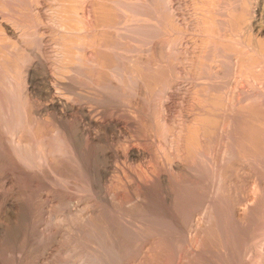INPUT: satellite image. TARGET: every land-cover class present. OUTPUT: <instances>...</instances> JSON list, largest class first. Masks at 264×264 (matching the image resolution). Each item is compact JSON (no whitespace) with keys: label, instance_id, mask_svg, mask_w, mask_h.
<instances>
[{"label":"rangeland","instance_id":"obj_1","mask_svg":"<svg viewBox=\"0 0 264 264\" xmlns=\"http://www.w3.org/2000/svg\"><path fill=\"white\" fill-rule=\"evenodd\" d=\"M163 1L0 0V264H141L139 263L142 260L141 257L144 254H148V252L149 256L157 253L166 255V257L169 255L168 259L165 260L167 263L164 264H175L173 263L175 262L174 259L170 260L175 258L174 255L177 256L175 259L177 262L179 253L182 258L189 254L186 258V264H188L191 252L198 249L207 250L206 252L219 255V257L222 255L220 258L214 256L219 263L213 260L215 263L210 261L211 263L209 264H264V108H261L264 101L263 103L260 102L264 99L251 94L250 96L253 95L252 100H255L254 105V102H250L251 97L248 95L252 91L246 95L248 99L250 98L249 100L245 96L246 100L243 95L241 96L243 87L244 92H249L252 88L248 86V80L246 79H248L249 75L245 73L248 70L250 73V70L254 69L252 65L256 67L252 71H255L256 74V70L259 69L260 71L258 70L257 73H260L255 77V74L251 73L253 75L249 78L264 83V65H262L264 64L262 63L264 59L263 57L261 59L258 58L260 56L252 58L244 54L241 55V51L235 52V55L233 54L232 56L234 58L232 62H239L235 64L240 67H245L246 65L244 64L247 62L245 69L247 70L248 65H250L248 70L245 71L244 67L233 66L232 63L233 67L230 63L231 67L227 65L225 67L224 65L221 66L217 61L215 64L213 62L214 67L212 69H214V72L219 70L220 72L228 71L229 68L227 67H230L231 69L233 68L235 77L230 78L229 76V81L227 80L228 78L224 79L227 82L225 84H223L225 82L223 80V83L220 82L217 85L215 83V85L209 83L205 85L208 80V82H211L212 77L210 76L213 75L210 71H206V65H210L207 59L198 57V52L201 50L205 51L209 44L202 43L201 39L204 33L202 34V31L196 27L195 22H197V19H206L208 7H205V10L204 5L199 0L197 4H195L197 0H169L170 3L168 0ZM222 1L223 3H231L232 9H238L240 7L239 3H241L240 5L243 8L241 2L243 0H237V2L235 1L236 3L233 2L234 0ZM75 5H78V7ZM82 5L84 6L82 7ZM197 5L198 7L202 6V8L200 7L199 10L194 8ZM247 7L245 9L248 11L250 8ZM76 8H81V10L78 9V11ZM201 11H204V13L201 14ZM78 12H81V14H78ZM188 14L191 16L189 17ZM198 14L199 16H197ZM85 15L86 20L84 18ZM201 15H204V17ZM175 16L176 19H174ZM248 17L243 26L248 23ZM65 18H67V21ZM76 20L79 22L77 23ZM80 22H83L82 25H79ZM86 22H88V25ZM175 22H178L181 27ZM8 23L9 25L11 24L10 26L16 32L14 38L5 33L4 24L8 25ZM81 26L82 28H80ZM90 31L92 34H90ZM86 32H89V35ZM74 34L76 37H74ZM199 39L201 41H197ZM218 39H215L214 43H218ZM227 41H230V39L228 38ZM230 42L227 43L224 40L222 45L229 44L230 47L232 44ZM219 44L221 45V42ZM77 46L82 48L78 49ZM168 46L176 49L170 47L169 49ZM224 47L228 48V45ZM162 48H165V50H162ZM182 50L184 51L182 52ZM85 51L87 52L85 53ZM168 51L169 53H167ZM171 54H175L177 57ZM236 54L240 56H236ZM241 56H244V58L246 56L250 59L248 58L249 61L247 59L245 62V59L241 58ZM173 57L177 59L175 58L174 61ZM183 58L185 61H183ZM239 59L243 62L241 63ZM253 61L261 63L255 65V62L252 63ZM171 62L175 63L174 66ZM36 63L39 64L36 65L37 67L39 66L38 68L36 67V73L38 72L39 74H37L40 76L35 86L30 83L29 71L35 68ZM204 64L205 68L203 67ZM260 65L262 68H258ZM223 66L227 69H224ZM235 67L245 72L242 73V70L240 71L236 68V71L239 70L236 74ZM68 68L73 69L74 73L72 70V72L69 71ZM195 68H197V71ZM76 70L77 73H75ZM261 70L262 76L260 75ZM44 72H48L51 78L54 76L53 88L60 80L67 84L70 82L69 86L71 85L72 88H74L73 86L78 88H74L76 92L72 89V92H69L70 94H66L64 92L65 89L55 86L56 88L53 89V92L58 91V93L55 92L54 95L66 96L70 101L71 97L75 95L76 97L73 96L75 100L73 101L72 98V101L77 102L76 104L73 103L77 105L76 107L83 105L87 109H95L93 110L94 115L96 114V118H100L99 120H102L105 125L110 122L117 124L115 128L104 132L95 127L92 129V127L84 124L86 121L82 118V114L80 116L79 112H70L68 120H64V122L66 121L65 124L68 121L67 125L71 126V128H74L78 122L83 120V123L81 122L82 130L84 129L87 133L91 131L98 135L100 132L99 136L106 139V141L102 139V144L104 143L105 145L101 144L100 148L97 144H91L92 141L85 133L84 147L81 150L83 152L80 151L81 155L70 145L66 135H63L64 132L59 130L60 128L54 121L55 119H52L55 115L53 112H51L52 114L47 112L48 116L45 113L37 114L36 109L39 111L51 101L50 97H45L41 93L44 90L42 83H39V79ZM202 72L209 73V77ZM244 74L248 75L246 79L241 78ZM236 75L240 76L242 80ZM203 76L206 82H202ZM261 77L263 78L261 79ZM195 81H201L203 84L201 82L197 84ZM212 81L215 82L214 79ZM238 81L240 84L237 83ZM243 81L244 84H242ZM255 83H257L255 86H259V88L263 84L260 83L261 85H258L257 81ZM220 84L224 88L227 85L225 88L226 92L237 88V94L241 89L239 94L243 98H239L243 101H248L249 104L241 101L243 105L248 107L242 110H231L229 111L230 113L197 108V102L201 101L200 103L203 102L202 104L206 105L207 102L215 100L212 91L215 86L218 87ZM194 85L199 88L197 89ZM213 85L214 88H212ZM208 87L211 89L207 92ZM34 88L35 92L33 93ZM73 91L77 94H71ZM210 91L211 93H209ZM208 93L209 95H207ZM239 94L236 95L237 98L235 100H238ZM70 95L72 96L70 97ZM77 96L83 98L79 99ZM46 98H49L48 101ZM200 110H203V112ZM231 112L233 113L231 114ZM42 119L49 122L46 123ZM227 131L228 133H226ZM229 132L230 135H228ZM240 135L246 139L244 140ZM226 136L229 137L227 138ZM177 137L180 139L178 140ZM230 139H234L233 142ZM202 140L205 142L203 143ZM86 141L91 142L87 143ZM200 145L204 146H201V148ZM128 148L129 150L134 148L142 153L146 152L142 154L145 156L134 160L129 157ZM24 149L26 151L29 149L31 153L26 152ZM117 150H120V152L117 153ZM226 150L228 151L226 152ZM105 152L107 155L104 159H109V163L103 160L102 155ZM197 152L201 154L199 153L198 155ZM116 154H118V157ZM196 154L199 157H203V160L198 158ZM226 154H228V157ZM199 159L203 162H206L207 159L206 163L208 164L203 163ZM177 161L181 163L184 161L185 164H183L187 166L188 172L176 173L177 171L172 169V164ZM222 161L223 166L221 167ZM106 162L109 166V174L105 176L106 178L104 179L106 180H103L104 183L102 182L103 195H105L102 198V195L97 193L98 189L94 186V181L98 178L94 180L93 173L98 168H103ZM192 162L194 164L197 163L196 165L189 164ZM198 163H203L202 167L204 164L206 166L209 165V167L204 165V168H201L203 170L205 168L209 170L211 167L210 171H205L206 173L202 170L199 171L200 175L194 174L195 177H202L199 178L202 181L195 179L194 175H189V173H193L190 171V167L192 165L197 167ZM210 163H214L213 166ZM198 166H201V164ZM114 168L115 170H112ZM201 169L199 167L198 170ZM115 171L116 173H113ZM160 171L163 173L161 174ZM168 173L169 175H167ZM186 173L189 176H185L187 175ZM24 174H27V176ZM163 174L169 176L167 179H170H168L170 182L167 180L166 185H163L164 188L161 186L160 179H158L160 186L156 184L158 180L155 177ZM177 174L178 177L176 176ZM182 174L185 178L182 177ZM113 175L115 176L113 177ZM175 178H182L183 180L178 181H184L186 186L182 182L179 184ZM187 178L191 179L188 180ZM171 179H173V182ZM174 181L176 182L175 185ZM191 184L194 185L192 186ZM178 185L183 188L177 187ZM185 189L187 193H185ZM181 191H184L183 195ZM144 195H147V197ZM8 199L16 202V207L13 209L14 214L12 213V215L10 212V214L8 213L9 216L2 209L4 208L2 204H5ZM171 201L173 202L171 203ZM252 205L254 207H252L253 212L250 207ZM179 206L184 207L180 208ZM132 207H135V210ZM217 207L220 208L218 209ZM247 208L250 209L251 215L248 213ZM14 210L16 211L14 212ZM4 214L5 217L3 216ZM84 219H86L85 221L93 219L95 222L92 221V223L85 224ZM201 221L202 223L204 222L203 224L206 225V228L203 227L205 225ZM88 229L90 230L88 231ZM189 233L191 234L189 235ZM199 233L203 236H198ZM183 234L184 236H181ZM190 236L192 237L190 238ZM194 236L196 239H193L195 238ZM232 236L233 245L230 250L228 245H224L226 243L224 238ZM205 238H208L207 241ZM197 239L199 240L196 241ZM222 240L224 244H222ZM152 250L154 252L151 253ZM184 253L185 255H183ZM111 254L112 257H109ZM115 254H118L117 259L123 256L125 259L123 257L120 259L122 260L123 258L125 262H121L119 259V262H117L114 258L116 257L114 256ZM103 255L104 257H102ZM170 256L172 257L170 258ZM247 257H250L249 260ZM100 258L101 260H99ZM111 258L112 261L110 260ZM96 259L98 263L95 262ZM201 263L208 264L207 261L200 260L197 262V264ZM181 264H185V258Z\"/></svg>","mask_w":264,"mask_h":264},{"label":"bare ground","instance_id":"obj_2","mask_svg":"<svg viewBox=\"0 0 264 264\" xmlns=\"http://www.w3.org/2000/svg\"><path fill=\"white\" fill-rule=\"evenodd\" d=\"M78 1V0H77ZM80 1V0H79ZM163 1V0H162ZM167 1V0H166ZM199 1H201V4L202 5H204V8L205 7H208V10H206V8H205V10L207 11V14H206V11H205V14L207 15V16H205V20H201V19H197V22H195V25H196V27L200 30V31H202V34L204 35V36H202V43H206V45H208L207 47H206V49H205V51H200V52H198V57H204L205 59H207V61H208V63L210 64V65H206V67L208 68V70H207V68H206V71L207 72H209L210 71V73L213 75V76H210V77H212V79H211V82H206L205 80H204V76H203V81L202 82H206V84L205 85H208V83L209 84H219L220 82H222L224 79H226V78H228L227 80L229 81L230 80V78L231 77H235V74L233 75V68L231 69L230 67L232 66V64H233V66L234 65H236L237 63H239V62H235V63H233L232 61H233V54L235 53V52H238V51H241V55L242 54H244V55H247V56H250V57H252V58H255V57H258V56H260V57H258V58H262L263 57V59H264V0H243V1H241L242 2V6H243V8L241 7V3H239L238 5L241 7V9H232V7H231V3H229V2H224L223 3V1L222 0H199ZM230 1H233V0H230ZM237 2V0H234L233 2ZM239 1V0H238ZM164 3H165V1H163ZM168 2H169V0H168ZM193 2V1H192ZM196 3L195 4H197L198 3V0L197 1H195ZM235 2V3H236ZM104 3V2H103ZM167 3V2H166ZM170 3V2H169ZM77 4V3H76ZM83 4H84V2H83ZM106 4V3H105ZM104 4V5H105ZM200 4V5H201ZM252 4H254L253 5V7H252ZM88 5H90V4H88ZM165 5V4H164ZM199 5V4H198ZM198 5H197V7H194V8H197L198 10H199V8L201 7L202 8V6H199L198 7ZM65 6V5H64ZM67 6V5H66ZM76 7H78V5H75ZM84 5H82V7H83ZM165 6H167V5H165ZM195 6V5H194ZM249 7L250 9L247 11L245 8L246 7ZM111 7V6H110ZM180 7V6H179ZM184 7V6H183ZM236 7V6H235ZM247 7V8H248ZM72 8V7H71ZM166 8V7H165ZM174 8V7H173ZM181 8V7H180ZM252 8V9H251ZM74 9V8H73ZM77 9V8H76ZM79 9V8H78ZM77 9V10H78ZM86 9V8H85ZM170 9V8H169ZM79 10H81V8L79 9ZM78 10V11H79ZM168 10V9H167ZM171 10H173V9H171ZM74 11H75V9H74ZM113 11V10H112ZM193 11V10H192ZM195 11V10H194ZM204 11H201V14H203L204 13ZM71 12H72V10H71ZM83 12V11H82ZM173 12V11H172ZM175 12V11H174ZM196 12H197V10H196ZM198 12H200V11H198ZM73 13H75V12H73ZM81 14V12H78V14ZM84 13V12H83ZM104 13V12H103ZM110 13V12H109ZM70 14V13H69ZM194 14H197V13H194ZM200 14V13H199ZM199 14L197 15V16H199ZM63 15V14H62ZM65 15V14H64ZM71 15H73V14H71ZM75 15V14H74ZM73 15V16H74ZM95 15V14H94ZM173 15V14H172ZM171 15V16H172ZM67 16H69L68 14H67ZM77 16V15H76ZM83 16V15H82ZM109 16H111V15H109ZM188 16L190 17L191 15H189L188 14ZM194 16H196V15H194ZM193 16V17H194ZM196 16V17H197ZM202 16V15H201ZM200 16V17H201ZM222 16V17H221ZM247 16H249L248 17V23L245 25V26H243L244 24H245V22H246V18H247ZM70 17V16H69ZM78 17H79V15H78ZM88 17V16H87ZM181 17V16H180ZM195 17V18H196ZM199 17V18H200ZM202 17H204V15L202 16ZM68 18V17H67ZM67 18H65L66 19V21H67ZM76 18V17H75ZM80 18H81V15H80ZM85 20L87 19L86 18V15H85ZM107 18V17H106ZM73 19V18H72ZM79 19V18H78ZM83 19V18H82ZM88 19H90V18H88ZM174 19H176V16H175V18ZM188 19V18H187ZM74 20V19H73ZM178 20V19H177ZM65 21V20H64ZM63 21V22H64ZM72 21V20H71ZM77 21V20H76ZM181 21V20H180ZM179 21V23H181ZM191 21V20H190ZM189 21V22H190ZM193 21V20H192ZM73 22V21H72ZM79 21H77V23H78ZM188 22V23H189ZM83 23V22H82ZM82 23L80 22L79 23V25H82ZM176 23V22H175ZM187 23V24H188ZM193 23V22H192ZM86 24L88 25V22H86ZM97 24H98V22H97ZM176 24H178V22L176 23ZM11 25V24H10ZM9 25V23H8V25L7 24H4V29H5V33H8L9 34V36H13V38L15 37V35H16V32L14 31V29L11 27ZM65 25V24H64ZM179 25V24H178ZM186 25V24H185ZM191 25V24H190ZM66 26V25H65ZM180 26V25H179ZM79 27V26H78ZM84 27H88V26H84ZM103 27V26H102ZM181 27V26H180ZM241 27H242V29H241ZM80 28H82V26L80 27ZM174 28V27H173ZM190 28V27H189ZM65 29V28H64ZM70 29V28H69ZM84 29V28H83ZM83 29H81V30H83ZM163 29V28H162ZM215 29H216V31H215ZM71 30V29H70ZM81 30H78V31H81ZM85 30V29H84ZM167 30V29H166ZM172 30V29H171ZM174 30V29H173ZM177 30H178V28H177ZM189 30V29H188ZM185 31H186V29H185ZM191 31V30H190ZM67 32V31H66ZM65 32V33H66ZM82 32V31H81ZM80 32V33H81ZM91 32V31H90ZM98 32V31H97ZM182 32V31H181ZM189 32V31H188ZM199 32V31H198ZM221 32V33H220ZM70 33V32H69ZM77 33H79V32H77ZM89 33V32H88ZM87 32H86V34H88ZM192 33V32H191ZM195 33V32H194ZM223 33V34H222ZM90 34H92V32L90 33ZM168 34V33H167ZM171 34V33H170ZM196 34H198V33H196ZM199 34H201V33H199ZM18 35V34H17ZM71 35H73L72 33H71ZM76 35H78V34H76ZM89 35V34H88ZM165 35V34H164ZM5 36H7V35H5ZM70 36V35H69ZM87 36V35H86ZM173 36V35H172ZM215 36H217V38H219L218 39V43H214V41H215V39H217V38H215ZM219 36V37H218ZM10 37V38H11ZM19 37V36H18ZM71 37V36H70ZM74 37H76L75 36V34H74ZM88 37V36H87ZM86 37V38H87ZM91 37H92V35H91ZM179 37V36H178ZM186 37V36H185ZM89 39H90V37H88ZM87 38V39H88ZM174 38V37H173ZM191 38V37H190ZM223 38H224V40L228 43V42H230V43H232L231 45H230V47H229V44H226V45H228V48H226V47H224V46H226V45H222V42H224V40H223ZM229 38L230 39V41H227V39ZM16 39H17V37H16ZM75 39V38H74ZM77 39V38H76ZM88 39V40H89ZM164 39V38H163ZM177 39V38H176ZM181 39V38H180ZM193 39V38H192ZM191 39V40H192ZM195 39V38H194ZM80 40V39H79ZM79 40H78V42H79ZM83 40V39H82ZM200 39L199 40H197V41H201ZM71 41V40H70ZM85 41V40H84ZM176 41V40H175ZM178 41V40H177ZM77 42V43H78ZM82 42V41H81ZM185 42V41H184ZM192 42V41H191ZM219 42H221V45L219 44ZM80 43V42H79ZM86 43V42H85ZM161 43V42H160ZM168 43H169V41H168ZM163 44V43H162ZM172 44V43H171ZM174 44V43H173ZM172 44V45H173ZM180 44V43H179ZM186 44H187V42H186ZM198 44V43H197ZM223 44H225V43H223ZM77 45V44H76ZM80 45V44H79ZM78 45V46H79ZM82 45H84V44H82ZM88 45V44H87ZM168 45V44H167ZM175 45V44H174ZM77 46V47H78ZM160 46V45H159ZM189 46V45H188ZM197 46V45H196ZM223 46V47H222ZM70 47V46H69ZM76 47V46H75ZM74 47V48H75ZM81 47V46H80ZM80 47H78V49L80 48ZM164 47V46H163ZM174 48V47H171V46H168V48ZM179 47V46H178ZM184 47H186L185 45H184ZM82 48V47H81ZM101 48V47H100ZM169 48V49H170ZM208 48V49H207ZM89 49V48H88ZM156 49V48H155ZM174 49H176V48H174ZM187 49V48H186ZM191 49V48H190ZM200 49V48H199ZM162 50H165V48L163 49L162 48ZM193 50V49H192ZM78 51V50H77ZM76 51V52H77ZM82 51V50H81ZM158 51V50H157ZM166 51H167V49H166ZM184 50H182V52H183ZM198 51V50H197ZM232 51H234L233 53H231ZM87 51H85V53H86ZM89 52V51H88ZM163 52V51H162ZM172 52V51H171ZM170 52V53H171ZM175 52V51H174ZM177 52V51H176ZM187 52V51H186ZM242 52H244V53H242ZM246 52V53H245ZM69 53V52H68ZM79 53L81 54V52L79 51ZM155 53H157V52H155ZM167 53H169V51L167 52ZM229 53H231V54H229ZM240 53V52H239ZM78 54V53H77ZM159 54V53H158ZM175 54H177V53H175ZM175 54H171V55H175ZM182 54V53H181ZM184 54V53H183ZM66 55V54H65ZM79 55V54H78ZM161 55V54H160ZM164 55H166L165 53H164ZM235 55V54H234ZM71 56V55H70ZM70 56H68L69 58H70ZM90 56V55H89ZM167 56V55H166ZM176 56V55H175ZM185 56V55H184ZM236 56H240V55H237L236 54ZM94 57V56H93ZM168 57V56H167ZM177 57V56H176ZM175 57V58H176ZM192 57V56H191ZM197 57V58H198ZM244 58V56H241V58ZM88 58V57H87ZM174 58V57H173ZM172 58V59H173ZM175 58H174V61H175ZM239 58V57H238ZM249 57H246L245 56V62L247 61V59H248ZM71 59H72V57H71ZM76 59V58H75ZM85 59V58H84ZM170 59V58H169ZM168 59V60H169ZM177 59V58H176ZM192 59V58H191ZM250 59V58H249ZM249 59H248V61H249ZM257 59V58H256ZM263 59H262V61H263ZM79 61H80V59H79ZM78 61V62H79ZM96 61V60H95ZM173 61V62H174ZM181 61H182V59H181ZM183 61H185V59L183 58ZM199 61H200V59H199ZM203 61H204V59H203ZM207 61H205V63H207ZM218 62L219 64H221V66L222 65H224L225 67H226V65L227 66H230V67H227V68H229L228 69V71L226 70H224V71H221L220 72V70L219 71H215L214 72V69H212V67H214L213 66V62H214V64H215V62ZM236 61H238V59H236ZM239 61H241V59H239ZM251 61H252V59H251ZM258 61H259V59H258ZM77 62V61H76ZM81 62V61H80ZM159 62V61H158ZM164 62V61H163ZM169 62V61H168ZM243 61H241V63H242ZM255 62V63H254ZM40 63V62H39ZM86 63H88V62H86ZM172 63V62H171ZM183 63V62H182ZM181 63V64H182ZM187 63V62H186ZM198 63V62H197ZM229 63H230V65H229ZM232 63V64H231ZM250 63V62H249ZM248 63V64H249ZM252 63H254L255 65L257 64V65H259L260 63H258V62H256V61H253ZM262 63H264V62H262ZM83 64V63H82ZM166 64V63H165ZM173 64V63H172ZM175 64V63H174ZM174 64H173V66H174ZM180 64V65H181ZM36 65H39L38 63H36L35 64V68H33V69H31L29 72V75H30V83L32 84V85H35V83L38 81V78H39V76H38V74L36 73ZM74 65V64H73ZM90 65V64H89ZM161 65V64H160ZM243 65V64H242ZM244 65H246L245 67H247V62L244 64ZM262 65H264V64H262ZM76 66V65H75ZM78 66V65H77ZM79 66H80V64H79ZM167 66V65H166ZM178 66V65H177ZM183 66H184V64H183ZM193 66V65H192ZM196 66V65H195ZM220 66V65H219ZM223 66V68L224 69H227V68H225ZM232 66V67H233ZM236 66H238V65H236ZM249 66L250 65H248V68H249ZM39 67V66H38ZM37 67V68H38ZM44 67V66H43ZM65 67V66H64ZM176 67V66H175ZM198 67H199V65H198ZM201 67V66H200ZM203 67L205 68V64L203 65ZM238 67H240V66H238ZM238 67H235V72H236V74H237V72L240 70ZM242 68L244 67V66H241ZM240 67V68H241ZM245 67L243 68L245 71H247L248 70V68H247V70L245 69ZM252 67H254V69H256V67L254 66V65H252ZM252 67H251V69H252ZM204 68H202L203 70H205ZM236 68L237 69H239L238 71H236ZM258 68H262V66L260 65ZM29 69V68H28ZM42 69V68H41ZM40 69V70H41ZM66 69V68H65ZM69 69V68H68ZM78 69V68H77ZM89 69V68H88ZM166 69V68H165ZM177 69V68H176ZM181 69V68H180ZM197 68H195V70H196ZM216 69V68H215ZM220 69H221V67H220ZM254 69H252V70H254ZM39 70V69H38ZM73 71V69H69V71ZM161 70V69H160ZM200 70V69H199ZM223 70V69H222ZM242 70V69H241ZM240 70V71H241ZM252 70H250L251 72L249 73L248 71L247 72H245L246 74L248 73V75H249V77H251L253 74H251V73H254L255 74V71H252ZM259 70V69H258ZM258 70H256V74L254 75V77L256 76V75H258V73H260V72H258L257 73V71ZM42 71H44V70H42ZM66 71H67V69H66ZM71 71V72H72ZM79 71V70H78ZM183 71H184V69H183ZM197 71V70H196ZM260 71V70H259ZM79 72H81V71H79ZM78 72V73H79ZM187 72V71H186ZM192 72V71H191ZM207 72H204L205 73V76L207 75L208 77H209V73H207ZM243 72V70H242V73H244ZM42 73V72H41ZM69 73V72H68ZM73 73H74V71H73ZM72 73V74H73ZM75 73H77V70H76V72ZM163 73V72H162ZM201 73V72H200ZM199 73V74H200ZM203 73V72H202ZM203 73V74H204ZM242 73H240V74H242ZM264 73V72H263ZM64 74V73H63ZM71 74V73H70ZM186 74V73H185ZM188 74H191V73H188ZM251 74V75H250ZM74 75V74H73ZM72 75V77H74ZM193 75V74H192ZM248 75H243V76H245V77H241V78H245L246 79V77L248 76ZM261 76H262V70H261V74H260ZM64 76V75H63ZM76 76V75H75ZM179 76H181V75H179ZM186 76V75H185ZM199 76V75H198ZM227 76V77H226ZM229 76H230V78H229ZM54 77V76H53ZM51 78L50 77V75H48V72H44L42 75H41V77H40V79H39V83H42L41 85H43V92H41V93H43L44 94V96L46 97H50L51 98V101H50V103L48 104V105H45V107L44 108H42V109H40L39 111H37V109H36V112H37V114H42V113H47V112H53L55 115H54V117L52 118V119H55L54 121H56V123L58 124V127L60 128L59 130H62V132H64L63 133V135L65 134L66 135V137H67V139L69 140V143H70V145L74 148V150L75 151H77L78 153H81V152H83V151H81L82 150V148L84 147L83 146V144H84V139H85V133L89 136V138H90V140L92 141H90L91 142V144H97L99 147L101 146V144H102V139H103V137L101 138L99 135H100V132H99V135L98 134H95V133H92L91 131H89L88 133L87 132H85V130L83 129L82 130V128H81V122L83 121V120H81V122H78L77 124H76V126L74 127V128H71V126H68L67 125V123H68V121H67V123L65 124V122H64V120H68V116H69V114H70V112H79V114H80V116H81V114H82V118H84V120L86 121L84 124H86V125H88L89 127H92V129L95 127V128H98V129H101V130H103V132L105 131V130H109V129H113V128H115L116 126H117V124H113V122H110L109 124H107V125H105L104 124V122H102V120H99L100 118H96V114L94 115V111L93 110H95V109H91V108H85L83 105H81V107H79V105H78V107H76L77 105H74L73 103H75V102H73L75 99V95H73V96H75L74 98H73V96L72 95H70V97H71V101H72V98H73V101H72V103H71V101H70V99H68L66 96H63V95H60L59 94V96H58V94L57 95H54V93L56 92L55 90V92H53V89L54 88H56V87H61V89H65L64 90V92L67 94H70L69 92H72V89H74L75 88V86H73L74 88H72V86H71V88H70V86H69V83L67 84L66 82H63V81H59L55 86H54V88H53V80H54V78ZM79 77V76H78ZM178 77V76H177ZM200 77V76H199ZM198 77V78H199ZM214 77V78H213ZM225 77V78H224ZM236 77H239L240 78V76H237L236 75ZM248 77V79H246V80H248L247 81V83H248V86H250V88H251V90H249V92H247V91H243V89H244V87H243V89H242V93H241V96L243 95V97L245 96L246 97V99H248L247 97L248 96H246L248 93H250L251 91V93L250 94H248L249 95V97H251V99H250V102L252 101V103L255 101L254 99L252 100V96H250L251 94H255V95H257V97L258 98H263L264 99V83L262 84L261 82H259L258 80H254V79H251V78H249ZM253 77V78H254ZM260 77V76H259ZM264 77V76H263ZM263 77H261V79L263 78ZM77 78V77H76ZM166 78V77H165ZM175 78V77H174ZM182 78V77H181ZM194 78V77H193ZM219 80H217V79ZM240 78V79H241ZM62 79V78H61ZM63 79H65V78H63ZM180 79V78H179ZM188 79H190V78H188ZM207 79H210V78H207ZM206 79V80H207ZM214 79V81L215 80H217L218 81V83H217V81H215V82H213L212 80ZM220 79H222L221 81H220ZM239 79V80H240ZM258 79V78H257ZM66 80H68V78H66ZM182 80V79H181ZM193 80V79H192ZM191 80V81H192ZM200 80H202V78H200ZM237 80V79H236ZM236 80H235V83H236ZM242 80V79H241ZM244 80V79H243ZM260 80V79H259ZM76 81V80H75ZM184 81V80H183ZM185 81H186V79H185ZM190 81V82H191ZM225 82L223 83V84H225V83H227L226 82V80H224ZM257 81L258 82V85H263V87H262V85H261V87L259 88V86L258 87H256L255 86V84H257V83H255V82ZM264 81V80H263ZM56 82V81H55ZM77 82V81H76ZM180 82V81H179ZM197 81H195V83H196ZM198 82H201V81H198ZM197 82V84H200V83H198ZM201 82V83H202ZM38 83V82H37ZM175 83V82H174ZM194 83V82H193ZM238 84H240V82L238 81L237 82ZM247 83H246V85H247ZM261 83V84H260ZM72 84V83H71ZM190 84H192V83H190ZM203 84V83H202ZM201 84V85H202ZM214 84V85H215ZM230 84V83H229ZM242 84H244V81L242 82ZM178 85V84H177ZM200 85V86H201ZM214 85H213V87L212 88H214ZM235 85V84H234ZM233 85V86H234ZM237 85V84H236ZM36 86V85H35ZM195 86V85H194ZM197 86H199V85H197ZM204 86V85H203ZM230 86V85H229ZM228 86V87H229ZM239 86H242V85H239ZM32 87V86H31ZM196 87V86H195ZM205 87H207V86H205ZM205 87H204V89H205ZM209 87H211L210 85H209ZM208 87V88H209ZM226 87H227V85H226ZM225 87V88H226ZM231 87V86H230ZM236 87V86H235ZM246 88H249V87H247V86H245ZM77 88V87H76ZM75 88V89H76ZM173 88V87H172ZM197 89L199 88V87H196ZM225 88L224 87H222V85L220 84V85H218V87L217 86H215V89L212 91L213 92V97L215 98V100L214 101H212V102H207V104L206 105H204V104H202V103H200V102H197V108H202V109H205V108H207V109H210V110H220V111H224L223 113H225V112H229V111H231V110H233V111H235V110H237V109H246L248 106H245V105H243V103L241 102V101H243L241 98H243V97H241L240 96V91H241V89H240V91H239V93H237V94H239V96H238V100H235L237 97H236V89L237 88H233V90H229V92H226L225 91ZM240 88V87H239ZM38 89V88H37ZM74 89V91L76 92V90ZM78 89V88H77ZM195 89V88H194ZM211 88H209L208 90H207V92L210 90ZM228 89V88H227ZM32 90V89H31ZM62 90V91H63ZM200 90V89H199ZM257 91V92H255V91ZM68 91V92H67ZM73 91V93H71V94H77V93H75ZM215 91V92H214ZM228 91V90H227ZM33 93L35 92V88H34V91H32ZM63 92V93H64ZM177 92V91H176ZM38 93V92H37ZM56 93H58V91L56 92ZM60 93V92H59ZM62 93V94H63ZM197 93H198V91H197ZM204 93H206V92H204ZM209 93H211V91L209 92ZM209 93L207 94V95H209ZM193 94V93H192ZM65 95V94H64ZM202 95V94H201ZM203 95H205V94H203ZM81 96V95H80ZM80 96H77L78 98L80 97ZM82 96H84V95H82ZM193 96V95H192ZM200 96V95H199ZM206 96V95H205ZM205 96H203L204 98H205ZM86 97V96H85ZM84 97V98H85ZM207 97V96H206ZM239 97H241V98H239ZM245 97H244V99H245ZM81 98H83V97H81ZM81 98H79V99H81ZM93 98V97H92ZM201 98H202V96H201ZM207 98H209V97H207ZM254 98H255V96H254ZM47 99V98H46ZM49 99V98H48ZM48 99H47V101H48ZM77 99V98H76ZM241 99V100H240ZM245 99V100H246ZM248 99V100H249ZM43 100V99H42ZM95 100V99H94ZM209 100V99H208ZM262 100V99H261ZM190 101V100H189ZM192 101V100H191ZM196 101V100H195ZM206 101V100H205ZM260 101V100H259ZM263 101L264 100H262V101H260L261 103H263ZM46 102V101H45ZM82 102V101H81ZM194 102V101H193ZM243 102H247V103H245V104H249L248 103V101H243ZM257 102V101H256ZM77 103V102H76ZM75 103V104H76ZM184 104V103H183ZM193 104H195V103H193ZM192 104V105H193ZM91 105V104H90ZM254 105H255V102H254ZM33 106V105H32ZM43 106V105H42ZM83 106V107H82ZM38 107V106H37ZM194 107V106H193ZM250 107V106H249ZM254 107V106H253ZM95 108V107H94ZM261 108L263 109L264 108V104H262L261 105ZM169 109V108H168ZM193 109V108H192ZM163 110V109H162ZM253 110V109H252ZM105 111V110H104ZM201 111V110H200ZM59 112H60V115H59ZM100 112V111H99ZM192 112V111H191ZM201 112H203V110L201 111ZM205 112V111H204ZM95 113H96V111H95ZM230 113V112H229ZM233 112H231V114H232ZM235 113V112H234ZM257 113H259V112H257ZM52 114V113H51ZM99 115H100V113H98ZM207 114V113H206ZM222 114V113H221ZM253 114V113H252ZM32 115H34L33 113H32ZM47 115V114H46ZM166 115V114H165ZM241 115V114H240ZM25 116V115H24ZM48 116V115H47ZM51 116V115H50ZM199 116V115H198ZM224 116V115H223ZM237 116H239V115H237ZM35 117V116H34ZM52 117V116H51ZM50 117V118H51ZM168 117V116H167ZM228 117V116H227ZM235 117H236V115H235ZM243 117V116H242ZM241 117V118H242ZM245 117V116H244ZM247 117V116H246ZM43 118H45L44 116H43ZM49 118V119H50ZM102 118V117H101ZM106 118V117H105ZM192 118V117H191ZM194 118V117H193ZM213 118V117H212ZM234 118V117H233ZM239 118V117H238ZM237 118V119H238ZM35 119V118H34ZM38 119V118H37ZM81 119V118H80ZM103 119V118H102ZM167 119V118H166ZM236 119V118H235ZM240 119V118H239ZM42 120H44V119H42ZM104 120V119H103ZM231 120V119H230ZM233 120V119H232ZM41 121V120H40ZM45 121V120H44ZM79 121V120H78ZM259 121V120H258ZM46 122V121H45ZM44 122V123H45ZM47 122H49V121H47ZM46 122V123H47ZM107 122V121H106ZM117 122V121H116ZM187 122V121H186ZM204 122V121H203ZM228 122V121H227ZM239 122H241V121H239ZM76 123V122H75ZM83 123V122H82ZM115 123V122H114ZM184 123V122H183ZM190 123V122H189ZM226 123V122H225ZM235 123V122H234ZM119 124V123H118ZM186 124V123H185ZM230 124V123H229ZM23 125V124H22ZM25 125V124H24ZM49 125V124H48ZM164 125V124H163ZM194 125V124H193ZM196 125V124H195ZM202 125V124H201ZM239 125V124H238ZM238 125H237V127H238ZM245 125V124H244ZM186 126V125H185ZM224 126H226V125H224ZM228 126V125H227ZM234 126V125H233ZM43 127V126H42ZM56 127V126H55ZM54 127V128H55ZM192 127V126H191ZM232 127V126H231ZM226 128V127H225ZM250 128V127H249ZM117 129V128H116ZM191 129V128H190ZM251 129H253V128H251ZM256 129V128H255ZM200 130H201V128H200ZM228 130H229V128H228ZM232 130H233V128H232ZM84 131V132H83ZM95 131V130H94ZM183 131V130H182ZM181 131V132H182ZM230 131V130H229ZM54 132V131H53ZM108 132V131H107ZM180 132V131H179ZM245 132V131H244ZM190 133V132H189ZM201 133V132H200ZM226 133H228V131L226 132ZM105 134V133H104ZM177 135H179L178 133H176ZM181 134V133H180ZM184 134V133H183ZM192 134V133H191ZM202 134V133H201ZM232 134V133H231ZM256 134V133H255ZM17 135V134H16ZM228 135H230V132H229V134ZM22 136V135H21ZM101 136H103V135H101ZM185 136V135H184ZM201 136V135H200ZM232 136H233V134H232ZM241 136V135H240ZM15 137V136H14ZM24 137V136H23ZM105 137V136H104ZM181 137V136H180ZM182 137H183V135H182ZM227 137V136H226ZM229 137V136H228ZM227 137V138H228ZM242 137V136H241ZM250 137V136H249ZM13 138V137H12ZM19 138V137H18ZM18 138H16L17 140H18ZM27 138V137H26ZM173 138V137H172ZM178 138V137H177ZM243 138V137H242ZM31 139V138H30ZM58 139V138H57ZM86 139H88L87 137H86ZM105 139V138H104ZM103 139V140H104ZM180 138H178V140H179ZM182 139H184V138H182ZM200 139V138H199ZM206 139V138H205ZM244 139V138H243ZM246 139V138H245ZM244 139V140H245ZM21 140V139H20ZM28 140V139H27ZM26 140V141H27ZM59 140H60V138H59ZM61 140H62V138H61ZM89 140V139H88ZM130 140V139H129ZM232 142H233V140L232 139H230ZM249 140V139H248ZM105 141H106V139H105ZM127 141V140H126ZM169 141H171V140H169ZM199 141V140H198ZM227 141H228V139H227ZM230 141V142H231ZM253 141V140H252ZM17 142H19V141H17ZM87 142V141H86ZM89 142V141H88ZM87 142V143H88ZM89 142V143H90ZM130 142V141H129ZM202 142H203V140H202ZM205 142V141H204ZM203 142V143H204ZM231 142V143H232ZM14 143V142H13ZM28 143V142H27ZM124 143V142H123ZM131 143V142H130ZM174 143V142H173ZM199 143H200V141H199ZM263 143V142H262ZM24 144H26V143H24ZM23 144V146L24 147H26L25 145ZM21 145H22V143H21ZM29 145V144H28ZM28 145H27V147H28ZM68 145V144H67ZM96 145V146H97ZM102 145H105L104 143L102 144ZM131 145V144H130ZM173 145V144H172ZM230 145H232V144H230ZM14 146V145H13ZM17 146V145H16ZM15 146V147H16ZM127 146V145H126ZM203 147L204 145H200V147ZM18 147V146H17ZM20 147V146H19ZM72 147H71V149H72ZM90 147V146H89ZM133 147V146H132ZM183 147V146H182ZM191 147V146H190ZM201 147V148H202ZM232 147V146H231ZM230 147V148H231ZM234 147V146H233ZM30 148V147H29ZM101 148V147H100ZM99 148V149H100ZM103 148H105V147H103ZM177 148H178V145H177ZM247 148V147H246ZM245 148V149H246ZM98 149V148H97ZM193 150H194V148H192ZM251 149V148H250ZM20 150V149H19ZM25 151H26V149H24ZM63 150V149H62ZM101 150H104V149H101ZM128 150H129V148H128ZM21 151V150H20ZM27 151L28 152H30V150L29 149H27ZM26 151V152H27ZM73 151V150H72ZM81 151V152H80ZM183 151H185V150H183ZM182 151V152H183ZM195 151V150H194ZM228 150H226V152H227ZM235 151V150H234ZM252 151V150H251ZM33 152V151H32ZM118 152H120V150L118 151L117 150V153ZM220 152V151H219ZM248 152H250V151H248ZM23 153H24V151H23ZM31 153V152H30ZM103 153V152H102ZM122 153V152H121ZM146 153V152H145ZM145 153H142V152H140V151H138V150H136V149H134V148H132V149H130L129 150V157L130 158H132V159H140V157L141 156H145V155H142V154H145ZM179 153H181V152H179ZM196 153V152H195ZM198 153V152H197ZM200 153V152H199ZM199 153H198V155H199ZM224 153H225V151H224ZM229 153H230V151H229ZM235 153V152H234ZM29 154V153H28ZM126 154V153H125ZM201 154V153H200ZM217 154H219V153H217ZM80 155V154H79ZM78 155V156H79ZM81 155H82V153H81ZM104 155V156H103ZM102 155V157H103V160H106V159H104L105 157H106V152H105V154H103ZM114 155V154H113ZM183 155V154H182ZM197 155V154H196ZM197 155V156H198ZM223 155V154H222ZM227 155V157H228V154H226ZM226 155H224V156H226ZM234 155V154H233ZM251 155V154H250ZM77 156V155H76ZM101 156V155H100ZM116 156L118 157V154H116ZM178 156V155H177ZM180 156V155H179ZM184 156V155H183ZM231 156H232V154H231ZM26 157V156H25ZM123 157V156H122ZM128 157V158H129ZM169 157H172V156H169ZM176 157V156H175ZM182 157V156H181ZM217 157V156H216ZM253 157V156H252ZM116 158V157H115ZM120 158H121V156H120ZM129 158V159H130ZM144 158V157H143ZM143 158H141V160H143ZM198 158H200V159H202L203 160V157H199L198 156ZM26 159V158H25ZM173 159V158H172ZM199 159V160H200ZM230 159V158H229ZM109 159H107L106 161H108ZM174 160V159H173ZM175 160H176V158H175ZM202 160H200V161H202ZM205 160V159H204ZM181 161V160H180ZM188 161V160H187ZM200 161H198V162H200ZM216 161V160H215ZM136 162V161H135ZM191 162V161H190ZM203 162V161H202ZM206 162H207V159H206ZM205 161L203 162V163H205V164H208V163H206ZM210 162V161H209ZM247 162V161H246ZM30 163V162H29ZM83 163V162H82ZM108 163H109V161H108ZM107 162H106V164L104 165V167L102 168H98L96 171H95V173H93L94 174V180H95V178H98L97 180H95L94 181V186H95V188H97L98 189V191H97V193L98 194H101L102 195V198L103 197H105V195H103V186H102V184L104 183V181L106 180V179H104V178H106L105 176L107 175L108 176V168H109V166L107 165L108 164ZM183 163H184V161H183ZM183 163H181V162H179V161H177V162H175L174 164H172V169L174 170V171H177L176 173H184L185 171L186 172H188V168H187V166H185ZM197 163V162H196ZM196 163L194 164L193 162L192 163H189V164H194V165H196ZM203 163H198V165L199 164H201V166H198L197 165V167H198V169H199V167H200V169L201 168H204V165H203V167H202V164ZM217 163V162H216ZM115 164V163H114ZM159 164V163H158ZM210 164H212V163H210ZM214 164V163H213ZM213 164L211 165V166H213ZM220 164H221V162H220ZM28 165H31V164H28ZM113 165V164H112ZM170 165V164H169ZM194 165H192V167H193V169H192V167H190L189 169H190V171H192L193 173H189V175H194V174H199V171H202L203 169H201V170H198L197 169V167L196 166H194ZM216 165V164H215ZM214 165V166H215ZM243 165V164H242ZM114 166V165H113ZM164 166V165H163ZM208 167H209V165H207ZM206 165H205V167H207ZM221 167L223 166V161H222V165H220ZM219 166V167H220ZM168 167H170V166H168ZM195 167V168H194ZM250 167V166H249ZM116 168V167H115ZM115 168L114 169H112V170H115ZM158 168H159V166H158ZM161 168V167H160ZM218 168V167H217ZM253 168V167H252ZM118 169V168H117ZM126 169V168H125ZM162 169V168H161ZM170 169H171V167H170ZM210 169H211V167H210ZM210 169L208 170V168L206 169L205 168V170H203V172H205L206 170H208V171H210ZM242 169H243V167H242ZM250 169V168H249ZM25 170V169H24ZM128 170V169H127ZM164 170V169H163ZM173 170H172V172H173ZM216 170V169H215ZM222 170V169H221ZM221 170H220V172H221ZM223 171V170H222ZM26 172V171H25ZM129 172V171H128ZM167 172V171H166ZM215 172V171H214ZM246 172V171H245ZM28 173V172H27ZM111 173V172H110ZM113 173H116V171L115 172H113ZM123 173V172H122ZM157 173H158V171H157ZM160 173H161V171H160ZM163 173V172H162ZM161 173V174H162ZM206 173V172H205ZM207 173H209V172H207ZM178 174L176 175L177 177H178ZM187 174V173H186ZM204 174V173H203ZM203 174H201V175H203ZM216 174V173H215ZM20 175V174H19ZM25 175V174H24ZM160 175V174H159ZM167 175H169V173L167 174ZM188 174L187 175H185V176H189ZM196 175V176H197ZM200 175V174H199ZM206 175V174H205ZM22 176V175H21ZM25 176H27V174L25 175ZM29 176V175H28ZM115 175H113V177H114ZM219 176H221V175H219ZM156 177V179L158 180V179H160V182L162 183V188H164L163 187V185L165 184V183H167L169 180L167 179V177H169V176H166V175H161V176H159V177H157V176H155ZM161 177V178H160ZM174 177H175V175H174ZM181 177V176H180ZM182 177L183 178H185L184 177V175L182 174ZM193 177H195V175L193 176ZM203 177H205V176H203ZM108 178V177H107ZM197 178V180L199 179V178H202V177H200L199 176V178L198 177H195V179ZM176 179V178H175ZM174 179V180H175ZM182 178H177L176 180L178 181H180ZM188 180L189 179H191V178H187ZM186 179V180H187ZM217 179V178H216ZM104 180V181H103ZM148 180V179H147ZM168 180V181H167ZM183 180V179H182ZM187 180V181H188ZM193 180V179H192ZM201 179H199L198 181H200ZM222 180V179H221ZM117 181V180H116ZM171 181L173 182V179H171ZM178 181V182H179ZM194 181V180H193ZM202 181V180H201ZM204 181V180H203ZM223 181V180H222ZM103 182V183H102ZM159 182V180L157 181V183L156 184H159L158 183ZM170 182V181H169ZM175 182V181H174ZM177 182V183H178ZM182 182V181H181ZM181 182H179V184L181 183ZM189 182V181H188ZM197 182V181H196ZM220 182V181H219ZM183 184H184V181L182 182ZM185 183L187 184V182L185 181ZM190 183H191V181H190ZM194 183V182H193ZM144 184V183H143ZM142 184V187L144 186ZM148 184V183H147ZM176 184V182L174 183V185ZM189 184V183H188ZM198 184V183H197ZM146 185V184H145ZM152 185H153V183H152ZM151 185V186H152ZM166 185V184H165ZM172 185H173V183H172ZM185 185V184H184ZM192 185V184H191ZM194 185V184H193ZM192 185V186H193ZM196 185V184H195ZM159 186H160V184H159ZM181 187V185H178L177 187ZM186 186V185H185ZM197 186V185H196ZM195 186V187H196ZM221 186V185H220ZM141 187V186H140ZM148 187H149V185H148ZM217 187V186H216ZM144 188V187H143ZM153 188H155L154 186H153ZM167 188H168V184H167ZM181 188H183V187H181ZM180 188V189H181ZM185 188V187H184ZM192 188V187H191ZM212 188H214V187H212ZM96 189V190H97ZM146 189H147V185H146ZM150 189V188H149ZM215 189V188H214ZM213 189V190H214ZM260 189V188H259ZM165 190V189H164ZM183 190V189H182ZM196 190V189H195ZM194 190V191H195ZM105 191V190H104ZM148 191V190H147ZM185 191H186V189H185ZM188 191H190V190H188ZM218 191H219V189H218ZM152 192V191H151ZM184 192V191H183ZM183 192L181 191V194L183 195ZM191 192V191H190ZM217 192V191H216ZM259 192H261V191H259ZM106 193V192H105ZM145 193V192H144ZM168 193V192H167ZM180 193V192H179ZM185 193H187V191L185 192ZM184 193V194H185ZM194 193V192H193ZM219 193V192H218ZM145 194H147V193H145ZM153 194V193H152ZM101 195H99L100 197H101ZM168 195H169V193H168ZM181 195V196H182ZM189 195V194H188ZM215 195H216V193H215ZM141 196V195H140ZM145 197H147V195H144ZM214 196V195H213ZM217 196V195H216ZM107 197V196H106ZM144 197V198H145ZM150 197V196H149ZM170 197V196H169ZM176 197V196H175ZM263 198H264V196H263ZM12 199H13V197H12ZM148 199V198H147ZM214 199V198H213ZM219 199H221V198H219ZM142 200V199H141ZM150 200V199H149ZM212 201H214V200H212ZM219 201V200H218ZM263 201V200H262ZM144 202H146V201H144ZM149 202V201H148ZM173 201H171V203H172ZM222 202V201H221ZM5 203V202H4ZM15 203L16 202H13V200H7V202L5 203V204H2V206L4 205V208H2V209H4V213L6 214L7 213V216H9L8 215V213L10 214V212H11V214L13 213V209H15L14 207H16L15 206ZM139 203H140V201H139ZM143 203V202H142ZM170 203V202H169ZM258 203V202H257ZM116 204V203H115ZM144 204H146V203H144ZM147 204H150V203H147ZM152 204H154V203H152ZM182 204V203H181ZM218 204V203H217ZM216 204V205H217ZM244 204V203H243ZM260 204V203H259ZM258 204V205H259ZM122 205V204H121ZM155 205V204H154ZM214 206H215V204H213ZM218 205H220V204H218ZM254 205V204H253ZM253 205L252 206H250L251 207V211H252V209L254 208L253 207ZM263 205H264V203H263ZM109 206V205H108ZM136 206V205H135ZM152 206V205H151ZM173 206V205H172ZM240 206H242L241 204H240ZM246 206V205H245ZM139 207V206H138ZM147 207V206H146ZM153 207V206H152ZM155 207V206H154ZM171 207V206H170ZM169 207V208H170ZM180 207V206H179ZM181 207H184V206H181ZM180 207V208H181ZM253 207V208H252ZM1 208V207H0ZM116 208V207H115ZM122 208H123V206H122ZM133 208V207H132ZM135 208V207H134ZM133 208V210H135ZM156 208V207H155ZM175 208V207H174ZM218 208V207H217ZM220 208V207H219ZM218 208V209H219ZM125 209V208H124ZM131 209V208H130ZM139 209V208H138ZM151 209V208H150ZM154 209V208H153ZM157 209V208H156ZM167 209V208H166ZM248 209V208H247ZM126 210V209H125ZM164 210V209H163ZM173 210V209H172ZM177 210V209H176ZM1 211V210H0ZM16 210H14V212H15ZM129 211V210H128ZM132 211V210H131ZM161 211V210H160ZM182 211V210H181ZM212 211V210H211ZM211 211H210V213H211ZM223 211V210H222ZM244 211V210H243ZM250 211V209H248V213H250L249 212ZM135 212V211H134ZM142 212H144V211H142ZM163 212V211H162ZM177 212V211H176ZM209 212V211H208ZM246 212V211H245ZM253 212V211H252ZM121 213V212H120ZM140 213H141V211H140ZM140 213H139V215H140ZM153 213H155V212H153ZM164 213V212H163ZM206 213V212H205ZM237 213V212H236ZM240 213V212H239ZM238 213V214H239ZM262 213V212H261ZM5 214L3 215L4 217H5ZM14 214V213H13ZM12 214V215H13ZM142 215H143V213H141ZM145 214V213H144ZM156 214V213H155ZM202 214V213H201ZM200 214V215H201ZM93 215V214H92ZM133 215V214H132ZM177 215V214H176ZM209 215V214H208ZM207 215V216H208ZM250 215H251V213H250ZM264 215V214H263ZM11 216V215H10ZM94 216V215H93ZM202 216V215H201ZM200 216V217H201ZM211 216V215H210ZM214 216V215H213ZM244 216V215H243ZM81 217V216H80ZM83 217V216H82ZM87 217V216H86ZM137 217V216H136ZM141 217V216H140ZM246 217H248L247 215H246ZM211 218V217H210ZM251 218V217H250ZM93 219H95V217H93ZM93 219H88V221H85L86 219H84V221H85V224L86 223H92V221H94ZM200 219H202V218H200ZM204 219H207V218H204ZM212 219V218H211ZM211 219H210V221H211ZM246 219V218H245ZM191 220V219H190ZM209 220V219H208ZM80 221V220H79ZM168 221V220H167ZM196 221V220H195ZM199 222H200V220H198ZM204 221V220H203ZM95 222V221H94ZM146 222V221H145ZM211 222H213V221H211ZM210 222V223H211ZM2 223V222H1ZM81 223V222H80ZM172 223V222H171ZM201 223H202V221H201ZM204 223V222H203ZM202 223V224H203ZM82 224V223H81ZM193 224V223H192ZM212 224V223H211ZM236 224V223H235ZM239 224V223H238ZM247 224V223H246ZM78 225H80V224H78ZM97 225V224H96ZM99 225V224H98ZM203 225H205V224H203ZM203 225H201V226H203ZM225 225H226V223H225ZM86 226V225H85ZM88 226H89V224H88ZM87 226V227H88ZM101 226V225H100ZM99 226V227H100ZM173 226V225H172ZM176 226V225H175ZM197 226H199V225H197ZM78 227V226H77ZM81 227V226H80ZM83 227V226H82ZM90 227H91V225H90ZM93 227V226H92ZM174 227V226H173ZM190 227V226H189ZM203 227H205L206 228V225L205 226H203ZM79 228V227H78ZM97 228H98V226H97ZM182 228V227H181ZM188 228V227H187ZM193 228V227H192ZM214 228V227H213ZM80 229V228H79ZM81 229H83V228H81ZM93 229V228H92ZM194 229V228H193ZM200 229V228H199ZM202 229V228H201ZM90 229H88V231H89ZM97 230V229H96ZM103 230V229H102ZM102 230H101V232H102ZM172 230V229H171ZM179 230H181V229H179ZM190 230V229H189ZM203 230H204V228H203ZM81 231V230H80ZM95 231V230H94ZM106 231V230H105ZM183 231V230H182ZM184 231H185V229H184ZM196 231V230H195ZM197 231H200V230H197ZM228 231V230H227ZM76 232V231H75ZM85 232H86V230H85ZM92 232V231H91ZM101 232H99V233H101ZM188 232V231H187ZM202 232V231H201ZM205 232H206V230H205ZM79 233V232H78ZM83 233V232H82ZM90 233V232H89ZM97 233V232H96ZM106 233V232H105ZM109 233H110V231H109ZM183 233V232H182ZM181 233V234H182ZM192 233V232H191ZM191 233H189V235L191 234ZM196 233V232H195ZM202 233H204V232H202ZM232 233V232H231ZM84 234V233H83ZM87 234V233H86ZM94 234V233H93ZM107 234H108V232H107ZM156 234V233H155ZM206 234V233H205ZM228 234H229V232H228ZM74 235V234H73ZM97 235V234H96ZM186 235H188L187 233H186ZM194 235V234H193ZM222 235V234H221ZM181 236H184V234L183 235H181ZM195 236H196V234H195ZM194 236V237H195ZM198 236H203L202 234L200 235V233H199V235ZM206 236H207V234H206ZM226 236V235H225ZM72 237V236H71ZM188 237V236H187ZM192 236H190V238H191ZM197 237V236H196ZM196 237L195 238H193V239H196ZM198 238V237H197ZM202 238V237H201ZM217 238V237H216ZM233 236L232 237H226V239L224 238V240L226 241V243L224 244V242H223V240H222V244H224V245H228V248L231 250V248H232V245H233ZM183 239V238H182ZM206 239V238H205ZM208 239V238H207ZM207 239H206V241H207ZM211 239V238H210ZM199 239H197L196 241H198ZM196 241H194V242H196ZM214 241V240H213ZM219 241V240H218ZM217 241V242H218ZM221 241V240H220ZM264 242V241H263ZM188 243V242H187ZM190 243V242H189ZM202 243V242H201ZM201 243H200V245H201ZM208 243V242H207ZM207 243H206V245H207ZM216 243V242H215ZM219 243V242H218ZM195 244V243H194ZM217 244V243H216ZM259 244V243H258ZM264 244V243H263ZM196 245H197V243H196ZM262 245V244H261ZM197 247H198V245H197ZM206 248H207V246H205ZM224 247V246H223ZM227 247V246H226ZM234 247V246H233ZM257 247V246H256ZM255 247V248H256ZM155 248V247H154ZM209 248V247H208ZM254 248V247H253ZM196 249V248H195ZM161 250V249H160ZM183 250V249H182ZM155 251H156V249H155ZM158 251V250H157ZM184 251V250H183ZM187 251V250H186ZM207 251V250H206ZM206 251H204V250H194L193 252H191V254H190V259H189V261L190 262H188V264H197V262H199L200 260L201 261H207V263L209 264V263H211L213 260L215 261V262H218V261H216L217 259H215L216 257H214V256H217V255H213L211 252L209 253V252H206ZM209 251H211V250H209ZM117 252V251H116ZM152 252H154L153 250L151 251V253ZM180 252V251H179ZM223 252H226V251H223ZM222 252V253H223ZM262 252V251H261ZM118 253V252H117ZM156 253V252H155ZM162 253H164V252H162ZM186 253V252H185ZM185 253L183 254V255H185ZM263 253V252H262ZM154 254V253H153ZM182 254V253H181ZM216 254V253H215ZM227 254H228V251H227ZM253 254V253H252ZM106 255V254H105ZM118 255V254H117ZM117 255L115 254L114 256H116V257H114L116 260H117V262H119V261H121V262H123L124 261V257L123 256H121V257H123L122 258V260L120 259L121 257H119L118 259H119V261H118V259H117ZM119 255H120V252H119ZM122 255V254H121ZM187 256H183L184 258H185V264H186V258L188 257V255L189 254H186ZM225 255V254H224ZM112 257V254L111 255H109V257ZM169 256V255H168ZM168 256L166 257V255L164 256L163 254H156V255H152V256H149V252H148V254H144L143 255V257H141L142 258V260H140L139 261V263H141V264H164V263H167V262H165V260H167L168 259ZM175 256V258H171L172 256H170V260H172V259H174V261L175 262H173V263H175V264H181L183 261H184V258H182V255H180V253H179V257L177 258V262H176V255H174ZM181 256V257H180ZM222 256V255H221ZM220 256V257H221ZM245 256V255H244ZM93 257V256H92ZM102 257H104V255L102 256ZM107 257H108V255H107ZM219 257V255L217 256V258ZM219 257V258H220ZM225 257V256H224ZM228 257H230V256H228ZM233 257H234V255H233ZM232 257V258H233ZM96 258H97V256H96ZM140 258V259H141ZM237 258V257H236ZM245 258V257H244ZM248 258V257H247ZM250 258V257H249ZM249 258H248V260H249ZM85 259V258H84ZM95 259V258H94ZM94 259H93V261H94ZM242 259V258H241ZM99 260H101V258L99 259ZM111 261H112V258L110 259ZM136 260V259H135ZM169 260V261H170ZM222 260V259H221ZM93 261H92V263H93ZM105 261V260H104ZM115 261V260H114ZM211 261V262H210ZM213 261V263H215ZM234 261V260H233ZM238 261V260H237ZM95 262L96 263H98V261H97V259L95 260ZM125 262V261H124ZM229 262H231L230 260H229ZM236 262V261H235ZM103 263V262H102ZM107 263V262H106ZM169 263V262H168ZM171 263V262H170ZM212 263V264H213ZM219 263V262H218ZM223 263V262H222ZM86 264H88V263H86ZM202 264V263H201ZM239 264V263H238Z\"/></svg>","mask_w":264,"mask_h":264}]
</instances>
